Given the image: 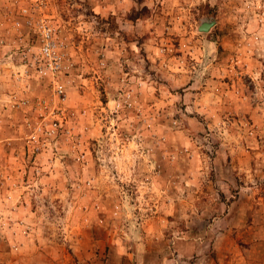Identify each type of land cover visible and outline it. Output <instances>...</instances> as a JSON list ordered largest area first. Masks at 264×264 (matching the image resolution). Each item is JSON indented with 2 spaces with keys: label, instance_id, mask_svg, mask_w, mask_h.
Listing matches in <instances>:
<instances>
[{
  "label": "rangeland",
  "instance_id": "rangeland-1",
  "mask_svg": "<svg viewBox=\"0 0 264 264\" xmlns=\"http://www.w3.org/2000/svg\"><path fill=\"white\" fill-rule=\"evenodd\" d=\"M36 4L0 0V264H211L264 215V0Z\"/></svg>",
  "mask_w": 264,
  "mask_h": 264
},
{
  "label": "crops",
  "instance_id": "crops-1",
  "mask_svg": "<svg viewBox=\"0 0 264 264\" xmlns=\"http://www.w3.org/2000/svg\"><path fill=\"white\" fill-rule=\"evenodd\" d=\"M262 179L258 177L257 182ZM217 223L220 228L210 237L218 241L217 256L208 257L211 264H264V215L255 213L250 218L224 215L217 218Z\"/></svg>",
  "mask_w": 264,
  "mask_h": 264
},
{
  "label": "built area",
  "instance_id": "built-area-1",
  "mask_svg": "<svg viewBox=\"0 0 264 264\" xmlns=\"http://www.w3.org/2000/svg\"><path fill=\"white\" fill-rule=\"evenodd\" d=\"M43 0H38L42 3ZM39 4L36 6H39ZM26 11V9H24ZM30 23V21L28 20ZM36 30L38 31V45L36 51L33 53L32 63L38 66L39 74H51L56 76L60 69L61 53L59 51V42L56 35V30L46 21V18L40 17L36 21ZM59 93L64 92L63 85L57 87Z\"/></svg>",
  "mask_w": 264,
  "mask_h": 264
},
{
  "label": "water",
  "instance_id": "water-1",
  "mask_svg": "<svg viewBox=\"0 0 264 264\" xmlns=\"http://www.w3.org/2000/svg\"><path fill=\"white\" fill-rule=\"evenodd\" d=\"M214 22H215V21H214L213 19H207V18L202 19V20L200 21L199 25H198V29H199V30H202V31H206L207 29H209V27H210L211 25L214 24Z\"/></svg>",
  "mask_w": 264,
  "mask_h": 264
}]
</instances>
